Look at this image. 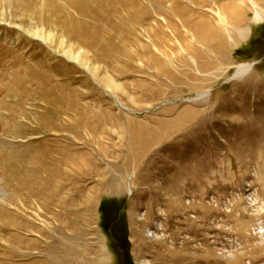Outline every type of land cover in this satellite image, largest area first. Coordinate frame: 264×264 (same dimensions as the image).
<instances>
[{
    "label": "rangeland",
    "instance_id": "rangeland-1",
    "mask_svg": "<svg viewBox=\"0 0 264 264\" xmlns=\"http://www.w3.org/2000/svg\"><path fill=\"white\" fill-rule=\"evenodd\" d=\"M233 2L0 0V264H114L125 225L130 264H264V19L208 72L191 28ZM134 124L161 143L126 169Z\"/></svg>",
    "mask_w": 264,
    "mask_h": 264
},
{
    "label": "bare ground",
    "instance_id": "bare-ground-1",
    "mask_svg": "<svg viewBox=\"0 0 264 264\" xmlns=\"http://www.w3.org/2000/svg\"><path fill=\"white\" fill-rule=\"evenodd\" d=\"M239 1L240 2L238 4L233 2L223 9V11H224L223 14L225 15V18L222 17V15L217 12L218 14H216V15L218 16L217 19H219V21L217 19L216 20L219 22V24L215 25L212 23L213 25H215V27H213V25H211V23H208L207 25L203 26L204 24L202 21H200L199 23L195 21V23L193 22V24L191 25V28L195 29V33L197 34V37L200 39V40H198V39L197 40L199 41V43L203 47H205L207 54L209 52H211L214 56V58H208V59H206L207 60L206 62H203V64H200L199 65L200 70H202L204 72H208L211 69H214L219 63L218 58L220 57L219 56L220 53L218 50L223 48V46H224V48H230L231 46H233L236 43V40L239 38V35L244 34L246 32L245 21H243V20H244V13L249 8V4L253 7H255V9H256L255 20L261 21L264 19V10L257 9V4H256L255 0H239ZM189 19H191V18H189ZM189 19H186L187 23L189 22ZM214 23H215V21H214ZM213 36L215 39L211 38ZM225 42H226V44H225ZM193 49L195 50V48H193ZM206 52H200L199 50H195L194 55H196V57H198V58H201V57L203 58V55L205 56ZM66 54L71 56L73 59L80 61L81 64L85 65V68H87L90 71L92 70V72H94L93 71L94 68L92 69L91 65L89 64L90 61H87L85 59V56H83V55H85L84 52L80 51L79 53L74 54L71 52L70 49H66ZM166 55L170 60H172V58L169 57V54L167 52H166ZM169 59H168V61H169ZM88 60H89V58H88ZM214 62H216L215 66H214ZM163 65H164L163 69H165L166 63H163ZM251 67H252L251 64H241V65L237 66L236 71H235V77L239 76L240 74L247 73L248 71L251 70ZM94 74L95 73H93V75ZM189 75H191V74H189ZM106 78H108V77H106ZM212 80H213V78H212ZM208 81H209V77H205V79H203V82H208ZM109 82H111V81H109ZM210 82H211V80H210ZM143 125L144 124H142V126H140L139 124L138 125L134 124L132 126L131 131H130V135L132 137L130 138L131 140L129 142V145L126 148V155H125V158L122 162V165L126 169L131 166V163L136 164V167H140V165L142 164V162L144 161L146 156H148V154L152 151V149L161 143V141L157 139V136L155 137V130L147 124L144 126ZM67 157H69V156H67ZM74 159L75 158L68 159L66 163L63 162V165L69 164V167L73 168V170H75V168H76V170H75L76 172H79V170H81L82 172L83 171L87 172V174L94 172L97 163L94 162V160L91 158V156H88V155L85 156L82 160H80V163H75V165L73 164L75 162ZM73 166H76V167L74 168ZM115 167L119 168L122 166L120 164H117ZM100 170H102V169H100ZM105 170L106 169L102 170V173H98L99 179H100V186L103 188L109 187L110 184L113 185V182H111L110 179H108V177L106 176ZM52 177H54V176H52ZM8 181H9V179H8ZM50 181H52V180H50ZM94 190H96V188ZM94 190H91V193H93ZM131 190L132 189L130 188V191ZM175 190H174V194H175ZM5 192L6 191L0 187V198L3 197ZM95 195H96V191H95ZM175 195H177V194H175ZM73 197H74V195H73ZM174 198H176V197H174ZM60 201H62V200H60ZM169 201H170V204L172 207L180 205L179 204L180 201L178 202V200H176V199L171 198ZM82 202L84 204L86 203L87 205L90 204L92 202V195L89 198H85ZM62 204L65 206V203H62ZM70 222H71L70 224H74L73 220ZM150 234L153 235L152 236L153 238H155V231L154 232L150 231ZM159 238H162V236H160ZM21 241H24V240L21 239L20 242L17 241L18 244L22 243ZM161 243H163V242H161ZM60 245H62V244L60 243ZM62 246L64 247V245H62ZM64 252H66V249L64 250Z\"/></svg>",
    "mask_w": 264,
    "mask_h": 264
},
{
    "label": "flooded vegetation",
    "instance_id": "flooded-vegetation-1",
    "mask_svg": "<svg viewBox=\"0 0 264 264\" xmlns=\"http://www.w3.org/2000/svg\"><path fill=\"white\" fill-rule=\"evenodd\" d=\"M115 225V222H114ZM127 226L125 225L124 228L122 229L121 232H117V235L115 237L110 236L111 240L114 241L115 243V248L114 251H116V249L118 250V252L113 253V263L114 264H130V250L128 248L130 239L129 237L126 235L127 234Z\"/></svg>",
    "mask_w": 264,
    "mask_h": 264
}]
</instances>
